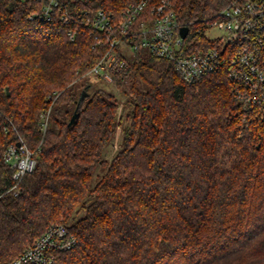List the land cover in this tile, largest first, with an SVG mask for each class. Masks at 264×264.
Listing matches in <instances>:
<instances>
[{"label":"trees","instance_id":"16d2710c","mask_svg":"<svg viewBox=\"0 0 264 264\" xmlns=\"http://www.w3.org/2000/svg\"><path fill=\"white\" fill-rule=\"evenodd\" d=\"M137 1L62 0L43 19L37 0H0V264L56 223L78 239L58 264H224L237 250L264 251V114L244 110L226 69L188 83L167 59L121 50L113 81L128 98L118 120L119 99L89 75L106 47L78 17L62 18L118 16ZM231 1L172 7L180 23L200 25ZM19 136L36 166L15 196L5 150Z\"/></svg>","mask_w":264,"mask_h":264},{"label":"built area","instance_id":"2783aa9c","mask_svg":"<svg viewBox=\"0 0 264 264\" xmlns=\"http://www.w3.org/2000/svg\"><path fill=\"white\" fill-rule=\"evenodd\" d=\"M37 1L42 3L43 19H51L56 9L66 7L62 0ZM77 17L82 26L95 34V44L106 47L94 61L90 75L112 82L114 68L125 65L120 51L126 52L124 47L127 52L144 49L171 61L188 83L226 69L244 110L264 114V0H232L213 17L202 19L200 25L180 23L172 0L132 2L118 16L104 9L65 12L62 16L66 22ZM183 26L189 27L185 37L180 31ZM213 27L220 34L211 36L208 32ZM68 34L72 40L77 37L76 30L71 29ZM199 34L206 40L201 47L194 45L192 39ZM49 113L50 110L41 113L43 130L48 125ZM5 160L14 168L15 183L9 191L17 196L19 182L36 166L35 151L19 136L7 146ZM77 243V236L68 226L56 223L5 264H58L57 253L70 250Z\"/></svg>","mask_w":264,"mask_h":264},{"label":"rangeland","instance_id":"374dc122","mask_svg":"<svg viewBox=\"0 0 264 264\" xmlns=\"http://www.w3.org/2000/svg\"><path fill=\"white\" fill-rule=\"evenodd\" d=\"M211 36H216L220 34V31L218 28L213 27L208 32ZM127 51L126 47H124ZM131 58L134 57L132 50L129 51ZM90 75V74H89ZM91 80L95 81L94 83L97 84V87H103L109 90L112 94H114L120 101L119 109H118V120L121 119L123 109L125 108V101L128 98V95L124 94L123 89L124 86H120L115 84L114 81L109 82L103 79H98L96 76L91 75ZM46 106V105H45ZM44 106V107H45ZM44 110V109H43ZM26 140V139H25ZM27 141V140H26ZM122 142V126H119L117 128L115 137L110 142V144L106 147L104 156L108 160L112 158V156L115 154V152L121 147ZM103 169L100 167L97 170V174L95 175V180L97 179L98 174L103 173ZM70 224V223H69ZM224 264H264V251H256V253H251L248 250L241 249L237 250L235 252H232L230 255H228L225 258Z\"/></svg>","mask_w":264,"mask_h":264},{"label":"water","instance_id":"95a60500","mask_svg":"<svg viewBox=\"0 0 264 264\" xmlns=\"http://www.w3.org/2000/svg\"><path fill=\"white\" fill-rule=\"evenodd\" d=\"M180 31H181L182 36L185 37L189 31V27L183 26ZM85 94H86V91H83L81 98H83ZM76 117H77V112L75 111L71 117L69 124H72L75 121Z\"/></svg>","mask_w":264,"mask_h":264}]
</instances>
